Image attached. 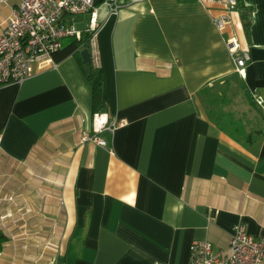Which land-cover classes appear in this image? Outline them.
Wrapping results in <instances>:
<instances>
[{"label":"crops","instance_id":"obj_1","mask_svg":"<svg viewBox=\"0 0 264 264\" xmlns=\"http://www.w3.org/2000/svg\"><path fill=\"white\" fill-rule=\"evenodd\" d=\"M19 1L0 4V30ZM119 5L98 8L91 39L102 113L127 122L99 134L105 146L82 142L94 113L76 56L0 86V264H189L192 242L227 250L237 223L264 237V0H239L223 33L211 21L220 9L196 0ZM82 17L69 18L81 32ZM231 78L252 116L234 111Z\"/></svg>","mask_w":264,"mask_h":264},{"label":"built area","instance_id":"obj_2","mask_svg":"<svg viewBox=\"0 0 264 264\" xmlns=\"http://www.w3.org/2000/svg\"><path fill=\"white\" fill-rule=\"evenodd\" d=\"M99 7H106L113 14L120 8L119 0H102ZM96 0H20L11 10L10 16L0 30V86L21 84L36 74L54 69V54L58 52L63 40L69 37H81V30L70 23L69 18L89 15L86 31L95 32L97 28ZM207 11L219 8L211 17L216 29L223 33L229 27L234 28L239 0H196ZM7 0H0L6 4ZM94 39V35H93ZM233 59L235 71L245 77L247 52H240L239 40L233 32L225 40ZM91 56L98 66V59L91 43ZM261 104V100H258ZM127 125L124 119H110L106 113L92 115L93 135L85 134L82 142H94L105 146L99 134L115 132ZM1 141V140H0ZM264 237L255 239L248 234L246 226L237 223L232 227L227 250L214 251L206 240L194 241L189 249V264H263ZM55 264H60L56 262Z\"/></svg>","mask_w":264,"mask_h":264},{"label":"trees","instance_id":"obj_3","mask_svg":"<svg viewBox=\"0 0 264 264\" xmlns=\"http://www.w3.org/2000/svg\"><path fill=\"white\" fill-rule=\"evenodd\" d=\"M102 0H96L95 6L99 7L102 4ZM241 7V4H240ZM251 16L243 14L242 21L244 29H248L250 26ZM95 32L82 31L81 37L77 39L76 37H69L64 39L62 48L54 54V59L60 61L69 55H74L77 57L80 66L86 75V78L90 82L92 89V112L98 113L105 109V104L103 101V75L100 67L96 66L93 62L91 56V39L93 38ZM84 49L89 50L90 54V67L91 70L88 73L86 65L82 63L80 58V52ZM248 142L252 141L251 136L247 138ZM5 238L0 234V251L2 250Z\"/></svg>","mask_w":264,"mask_h":264},{"label":"rangeland","instance_id":"obj_4","mask_svg":"<svg viewBox=\"0 0 264 264\" xmlns=\"http://www.w3.org/2000/svg\"><path fill=\"white\" fill-rule=\"evenodd\" d=\"M83 17V23L80 25H77L79 28H83L85 23L88 21L87 18L85 17L86 15H82ZM77 17V16H75ZM81 18V17H80ZM227 96L231 98V102L233 104H231L234 108V111H237V113H241V114H246L247 117L252 116V114H247V113H252V111L249 108V105L246 102L245 99V94H244V90L242 85L237 81V78H231L230 79V83L227 87ZM226 98V97H225ZM225 98L220 99L218 97V104H222L224 103V101L226 100ZM230 99L226 100L227 102H229ZM218 111L220 112V109L218 108ZM216 118L218 119L219 122H224L226 120V116H224L223 113L221 114H217Z\"/></svg>","mask_w":264,"mask_h":264},{"label":"water","instance_id":"obj_5","mask_svg":"<svg viewBox=\"0 0 264 264\" xmlns=\"http://www.w3.org/2000/svg\"><path fill=\"white\" fill-rule=\"evenodd\" d=\"M81 58L83 63L86 65L87 68V72L89 73L91 70L90 67V54H89V50L88 49H84L80 52Z\"/></svg>","mask_w":264,"mask_h":264}]
</instances>
